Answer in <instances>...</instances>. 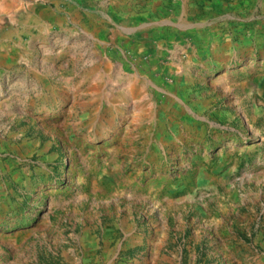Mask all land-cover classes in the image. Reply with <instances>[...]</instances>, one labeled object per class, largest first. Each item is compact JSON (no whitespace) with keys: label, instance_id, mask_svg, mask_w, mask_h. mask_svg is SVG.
<instances>
[{"label":"rangeland","instance_id":"1","mask_svg":"<svg viewBox=\"0 0 264 264\" xmlns=\"http://www.w3.org/2000/svg\"><path fill=\"white\" fill-rule=\"evenodd\" d=\"M0 264H264V0H0Z\"/></svg>","mask_w":264,"mask_h":264}]
</instances>
